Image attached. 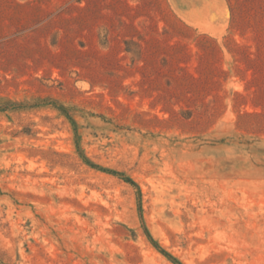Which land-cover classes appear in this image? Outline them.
I'll use <instances>...</instances> for the list:
<instances>
[{
  "label": "rangeland",
  "instance_id": "rangeland-1",
  "mask_svg": "<svg viewBox=\"0 0 264 264\" xmlns=\"http://www.w3.org/2000/svg\"><path fill=\"white\" fill-rule=\"evenodd\" d=\"M10 103L0 264H264V0H0Z\"/></svg>",
  "mask_w": 264,
  "mask_h": 264
},
{
  "label": "trees",
  "instance_id": "trees-1",
  "mask_svg": "<svg viewBox=\"0 0 264 264\" xmlns=\"http://www.w3.org/2000/svg\"><path fill=\"white\" fill-rule=\"evenodd\" d=\"M31 108V106L26 105H21V104H12L10 103L8 106H5L3 108H0V111H8V110H13V109H19V110H23V109H28ZM68 116V114H66ZM86 158H84L83 160L86 162V164L88 166H90L93 169H96L98 171L104 172V173H108L114 176H123L122 174L112 171V170H106L98 165L92 164L91 162H89L88 160H85ZM125 182H127L128 184H130L131 186H133L135 189L138 190L139 195H141V190L139 188V186L137 184H135L134 181H132L130 178H123ZM147 233V237L148 240L150 241V243H152L154 245V247H156L163 255H165L172 263L174 264H181L174 256H172L171 254H168L167 252H165L164 250H162V248H160L159 246H157L156 244H154V240L151 237V235Z\"/></svg>",
  "mask_w": 264,
  "mask_h": 264
}]
</instances>
